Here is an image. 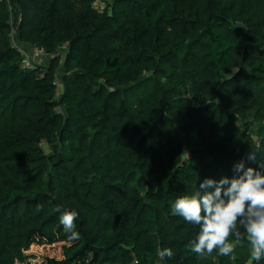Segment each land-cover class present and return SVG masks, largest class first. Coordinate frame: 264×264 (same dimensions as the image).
I'll list each match as a JSON object with an SVG mask.
<instances>
[{
	"label": "trees",
	"instance_id": "obj_1",
	"mask_svg": "<svg viewBox=\"0 0 264 264\" xmlns=\"http://www.w3.org/2000/svg\"><path fill=\"white\" fill-rule=\"evenodd\" d=\"M241 160L264 163V0H0V264H249L188 251L170 211Z\"/></svg>",
	"mask_w": 264,
	"mask_h": 264
},
{
	"label": "clouds",
	"instance_id": "obj_2",
	"mask_svg": "<svg viewBox=\"0 0 264 264\" xmlns=\"http://www.w3.org/2000/svg\"><path fill=\"white\" fill-rule=\"evenodd\" d=\"M255 152L248 160L255 161ZM236 175L219 180L206 178L196 191L178 196L171 202L172 215L198 227L195 238L185 248L204 258L214 252L230 256L241 241L250 246L249 264L264 261V163L259 169L245 167L244 160L234 164ZM59 224L70 241L79 239L76 230L78 213L61 209ZM159 262L171 260L174 251L170 247L156 248Z\"/></svg>",
	"mask_w": 264,
	"mask_h": 264
},
{
	"label": "rangeland",
	"instance_id": "obj_3",
	"mask_svg": "<svg viewBox=\"0 0 264 264\" xmlns=\"http://www.w3.org/2000/svg\"><path fill=\"white\" fill-rule=\"evenodd\" d=\"M95 6L98 9H102L103 4L99 2V3H96ZM37 54L39 53L37 52ZM43 148L46 152H48V148H46L44 145H43ZM30 250L31 252L35 254L34 256H36L38 259H44V258H49V257L56 258V259L61 258V244L32 247Z\"/></svg>",
	"mask_w": 264,
	"mask_h": 264
},
{
	"label": "built area",
	"instance_id": "obj_4",
	"mask_svg": "<svg viewBox=\"0 0 264 264\" xmlns=\"http://www.w3.org/2000/svg\"><path fill=\"white\" fill-rule=\"evenodd\" d=\"M40 51H41V50H40ZM40 51H39V50H35L36 54H37V52H38V53H41ZM27 58H28V56L25 57L24 64H25L26 66H29V61L27 60Z\"/></svg>",
	"mask_w": 264,
	"mask_h": 264
}]
</instances>
